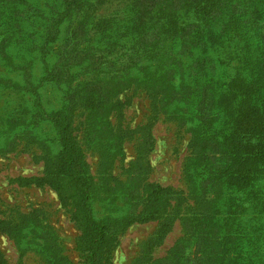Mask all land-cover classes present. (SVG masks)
Segmentation results:
<instances>
[{
  "label": "trees",
  "instance_id": "1",
  "mask_svg": "<svg viewBox=\"0 0 264 264\" xmlns=\"http://www.w3.org/2000/svg\"><path fill=\"white\" fill-rule=\"evenodd\" d=\"M143 1L127 0L125 17L81 20L83 35L72 38L63 25L39 44V17L1 20L11 43L19 31L24 40L18 53L0 48L8 67L23 71L19 51L35 54L30 87L0 73V156L32 152L43 162L41 177L20 183L49 186L76 203L84 264H114L119 235L151 221L157 231L137 264H264V0ZM158 86L166 103L145 124H126L132 96L161 99ZM160 116L189 133L187 193L149 180ZM131 140L136 156L124 164ZM87 153L97 157L94 173ZM23 219L5 231L26 251ZM176 220L184 222L183 237L166 258H155ZM44 232L35 247L43 261L74 264Z\"/></svg>",
  "mask_w": 264,
  "mask_h": 264
},
{
  "label": "rangeland",
  "instance_id": "2",
  "mask_svg": "<svg viewBox=\"0 0 264 264\" xmlns=\"http://www.w3.org/2000/svg\"><path fill=\"white\" fill-rule=\"evenodd\" d=\"M95 1L97 0H63V4L59 6L58 0H0V48L11 45L9 50L12 53H18V50L24 45L20 31L18 41L15 40L11 43L10 38L6 37L3 32L4 28H1L3 27L1 23L3 18H9L12 21L11 16H15V24H17L18 19L24 20L32 17L35 20L39 17L37 19L38 27H40L39 37H37L39 44L44 43L46 38L52 36V31L54 32L63 25H65L64 32L71 34L73 38L76 35H83L85 31L88 32L86 24L79 26L81 20L84 21L85 19L92 21L93 24H99L118 14L123 17L128 15L127 0H99L96 18L94 19L90 13L93 11ZM178 1L158 0L163 5H169L172 2L175 3L174 5H181L177 4ZM65 39L71 40L70 36ZM19 53L23 56L18 57L17 60L24 63L26 69L16 71L8 67V62L3 61V54L0 53V61L3 63V65L0 63V73L14 79H21L23 84L30 87L33 63L29 64L28 61L35 52L19 51ZM42 56L45 57V54ZM48 91L47 94L49 95ZM157 92L160 93L161 99L154 94L152 95V92L147 95L144 91L134 94L131 102L124 110L125 123L130 127L145 124L150 119L151 109L161 100L162 103L167 101L164 98L166 92L161 86H158ZM128 93L132 94L130 91ZM12 102L14 104L20 103L21 99H13ZM152 130L156 145L149 154V161L152 166L149 180L187 193L189 187L184 177V163L191 154L189 133L177 122L167 120L164 116H160L155 121ZM125 147L126 159L124 164L126 161L129 162L135 158L136 141H128ZM87 154V159L94 173L97 169V157L90 153ZM35 160L37 159H34V155L30 151L21 153L16 151L0 156V218L5 221L0 229V264H46L35 250L37 243L45 233L44 229L54 236L57 244L62 246L64 254L68 255L74 264H84L82 252L78 248L83 243L81 240L82 227L72 214L76 203L64 200L60 193L49 186H28L20 183V177H41L43 162ZM116 164L117 168L114 169V173L117 174L122 169L119 168L120 163L117 162ZM21 213L30 215L24 220V217L20 216ZM18 218L23 219L27 226L23 229V239L25 245H31V248L26 251L22 250L23 247H18L15 239L5 231L8 228L7 222L17 221ZM183 224L184 222L181 220L175 221L172 230L167 234L163 243L154 249L153 256L155 258L162 259L168 256L169 250L184 235ZM157 227V221L135 223L123 234H120L118 244L116 241L115 245L114 264H137L136 259L142 251L145 240L157 231ZM193 264H196V261Z\"/></svg>",
  "mask_w": 264,
  "mask_h": 264
}]
</instances>
